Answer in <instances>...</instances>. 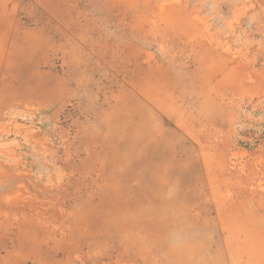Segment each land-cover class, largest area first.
<instances>
[{"label": "rangeland", "instance_id": "1", "mask_svg": "<svg viewBox=\"0 0 264 264\" xmlns=\"http://www.w3.org/2000/svg\"><path fill=\"white\" fill-rule=\"evenodd\" d=\"M0 264H264V0H0Z\"/></svg>", "mask_w": 264, "mask_h": 264}]
</instances>
